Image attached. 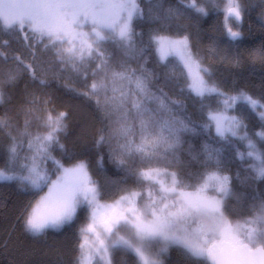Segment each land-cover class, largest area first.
<instances>
[{
	"label": "snow or ice",
	"instance_id": "1",
	"mask_svg": "<svg viewBox=\"0 0 264 264\" xmlns=\"http://www.w3.org/2000/svg\"><path fill=\"white\" fill-rule=\"evenodd\" d=\"M180 3L201 16L208 15L205 3L211 4L223 16L227 37L241 38L243 0ZM168 14L184 13L169 9ZM141 16L138 0H0V26L21 34L30 57L25 63L21 55L7 52L9 41L0 42V105L22 76L46 88L45 64L53 66L54 76L70 73L83 90L69 91L92 101L101 114L103 126L94 136L96 163L99 168L110 163L113 168L106 171L117 177L110 180L105 199L89 163L61 143L70 113L57 109L46 93L37 95L26 86L16 113L17 120L21 113L25 117L23 130L14 126L13 117L0 114V133L8 137L0 181L17 180L36 193L23 214L24 229L33 236L60 230L83 214L76 230L75 264H112L117 250L130 254L134 264H162L159 255L170 245L182 246L207 264H264V198L253 204L248 218L230 219L243 214L226 202L230 177L224 174L221 149L203 145L202 171L195 176L171 170L183 134L196 129L172 113L169 104L183 107L181 101H170L160 88L152 90L146 53L154 50L162 65L176 58L181 91L201 101L206 116L202 128H214L215 137L225 144L232 138L244 142L246 153L237 150L236 157L256 161L251 168L257 179H264V152L249 135L246 114L234 113L239 104L247 105L261 122L255 136L264 140V97L221 88L212 80L210 66L193 51L188 34L153 29L145 42L133 27ZM117 52L129 59H118ZM251 55L264 61V46ZM132 59L142 63L133 68ZM210 97L215 107L204 104Z\"/></svg>",
	"mask_w": 264,
	"mask_h": 264
},
{
	"label": "trees",
	"instance_id": "2",
	"mask_svg": "<svg viewBox=\"0 0 264 264\" xmlns=\"http://www.w3.org/2000/svg\"><path fill=\"white\" fill-rule=\"evenodd\" d=\"M138 3L142 9V16L134 19L133 27L136 32L143 35L145 42L153 29H166L170 35H175L178 31L181 34H188L193 51L210 66L212 80L221 88L229 92L244 90L254 97H264V61L251 55L253 50H259L264 46V0H243L246 11L239 29L242 35L236 41L227 37L222 27L223 16L218 14L211 4L205 3L208 15L201 16L185 9L180 0H138ZM169 9H179L184 14L169 16ZM4 40L10 42L7 48L9 54L21 55L25 63L29 62V50L24 46L25 42L20 33L15 30H4L0 26V42ZM116 55L118 59H129L119 52ZM146 55L148 56L146 67L153 73L152 90L160 88L167 93L170 101H181L183 107L169 104L172 113L188 123L189 127L196 129L195 133L183 134L182 145L176 153L177 158L173 161L174 166L171 170H183L195 176L202 171L203 145L220 148L224 174L230 177L231 195L226 202L233 212L243 214L242 217L231 216L230 219L248 218V211L253 204L264 198V179H257L251 168L255 162L247 156L244 160L236 157L237 150L245 153L247 151L240 141L232 138V143L225 144L215 137L213 128L210 130L202 128L206 116L201 101L193 94L181 91L183 77L180 75V65L174 57H169L168 62L162 65L158 62L154 50ZM41 56L46 60L50 59L43 53ZM140 63L142 61L139 59L130 60L133 68ZM44 67L49 69L48 86L39 88L31 84L27 76H22L15 87L7 90L5 103L0 105V114L7 113L13 117L14 126L22 131L25 117L21 113L17 120L16 113L23 99V89L28 86L36 90L37 95L46 93V98L50 97L57 109L70 113L68 134L62 137L61 143L69 152L89 163L90 171L103 185L102 195L107 199L109 182L117 177L106 171L113 168L110 163L105 162L104 168H99L96 163L98 150L94 146V136L103 126L101 114L95 110L92 101L69 91V88L73 87L83 90L70 73L58 72L54 76L55 69L52 65L45 64ZM215 103L214 97L204 101V104L213 107ZM238 108L239 112L234 114L240 112L246 114L249 135L260 131L261 122L255 113L244 104H239ZM32 131H35V128ZM7 144V133H0V167H3L7 160ZM257 145L264 152L262 147L264 143L257 142ZM102 151L106 153L107 147L105 146ZM55 155L61 158L60 151L55 152ZM194 155L200 159L192 160ZM35 198L36 193L31 189H25L17 180L0 181V264H75L76 230L83 222V214L77 221L65 225L60 230L48 229L40 236H33L24 229L23 214L26 206ZM159 259L162 264H207L206 261L191 257L179 245H170L166 252L160 253ZM112 264H134V258L122 250H117L113 254Z\"/></svg>",
	"mask_w": 264,
	"mask_h": 264
},
{
	"label": "rangeland",
	"instance_id": "3",
	"mask_svg": "<svg viewBox=\"0 0 264 264\" xmlns=\"http://www.w3.org/2000/svg\"><path fill=\"white\" fill-rule=\"evenodd\" d=\"M175 58V57H174ZM176 59V58H175ZM176 117V116H175ZM177 118V117H176ZM178 119V118H177ZM213 131H214V133H215V130H214V128H213ZM250 136H252V138L255 140V142L257 143V142H263L264 143V140H261L259 137H256L255 136V134H253V135H250ZM236 139V138H235ZM243 145H244V147H245V149L247 150V148H246V144L244 143V142H241ZM257 147H258V145H257ZM258 149H259V147H258ZM254 161V160H253ZM255 163H256V161H254ZM229 188H230V185H229ZM46 190V189H45Z\"/></svg>",
	"mask_w": 264,
	"mask_h": 264
}]
</instances>
